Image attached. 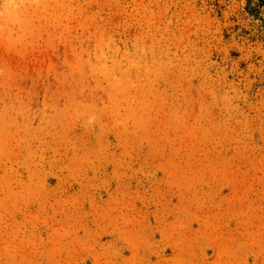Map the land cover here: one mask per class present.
<instances>
[{"label":"rangeland","instance_id":"obj_1","mask_svg":"<svg viewBox=\"0 0 264 264\" xmlns=\"http://www.w3.org/2000/svg\"><path fill=\"white\" fill-rule=\"evenodd\" d=\"M0 264H264V0H0Z\"/></svg>","mask_w":264,"mask_h":264}]
</instances>
